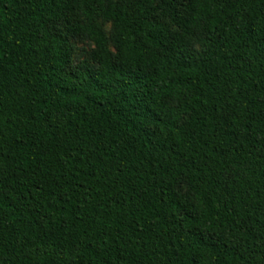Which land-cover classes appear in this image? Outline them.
Segmentation results:
<instances>
[{
	"label": "trees",
	"instance_id": "obj_1",
	"mask_svg": "<svg viewBox=\"0 0 264 264\" xmlns=\"http://www.w3.org/2000/svg\"><path fill=\"white\" fill-rule=\"evenodd\" d=\"M0 264H264V0H0Z\"/></svg>",
	"mask_w": 264,
	"mask_h": 264
},
{
	"label": "rangeland",
	"instance_id": "obj_2",
	"mask_svg": "<svg viewBox=\"0 0 264 264\" xmlns=\"http://www.w3.org/2000/svg\"><path fill=\"white\" fill-rule=\"evenodd\" d=\"M106 29H109V26H106ZM90 50V46L83 42L76 43V51L73 55V64L79 65L81 62L85 61V52Z\"/></svg>",
	"mask_w": 264,
	"mask_h": 264
}]
</instances>
